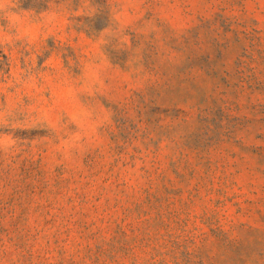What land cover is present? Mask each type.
Instances as JSON below:
<instances>
[{
	"label": "rangeland",
	"instance_id": "rangeland-1",
	"mask_svg": "<svg viewBox=\"0 0 264 264\" xmlns=\"http://www.w3.org/2000/svg\"><path fill=\"white\" fill-rule=\"evenodd\" d=\"M0 264H264V0H0Z\"/></svg>",
	"mask_w": 264,
	"mask_h": 264
}]
</instances>
